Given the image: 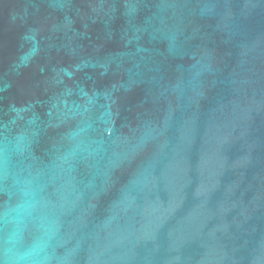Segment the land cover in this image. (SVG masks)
<instances>
[{"label":"water","instance_id":"water-1","mask_svg":"<svg viewBox=\"0 0 264 264\" xmlns=\"http://www.w3.org/2000/svg\"><path fill=\"white\" fill-rule=\"evenodd\" d=\"M0 264H264V0H0Z\"/></svg>","mask_w":264,"mask_h":264}]
</instances>
